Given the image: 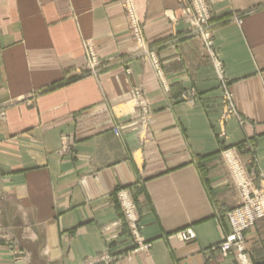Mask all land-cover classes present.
<instances>
[{
  "label": "crops",
  "instance_id": "crops-1",
  "mask_svg": "<svg viewBox=\"0 0 264 264\" xmlns=\"http://www.w3.org/2000/svg\"><path fill=\"white\" fill-rule=\"evenodd\" d=\"M205 2L208 46L178 0H129L142 44L125 0H0V264H236L227 214L264 183V0ZM245 237L264 264V218Z\"/></svg>",
  "mask_w": 264,
  "mask_h": 264
},
{
  "label": "built area",
  "instance_id": "built-area-1",
  "mask_svg": "<svg viewBox=\"0 0 264 264\" xmlns=\"http://www.w3.org/2000/svg\"><path fill=\"white\" fill-rule=\"evenodd\" d=\"M178 3L182 7L184 21L193 29L192 33L204 40L208 46L211 39L209 32L210 16L204 0H178ZM125 7L128 10L133 37L137 43L142 44L144 40L143 32L129 0H125ZM86 56L91 69H96L99 63L92 48L87 47ZM150 58L155 60L152 54H150ZM155 64L157 63L155 62ZM136 96L138 99L141 98L139 92H136ZM240 188L242 196L241 206L228 215L232 233L219 246V249L224 254L233 256L236 264H253L244 246V233L264 218V187L259 189L251 188L248 184L241 183ZM124 208L127 221L135 223L134 235L139 243L141 237L139 231H136L138 219L134 214V207L127 204ZM194 239L195 235L191 231H186L182 234V240L185 242Z\"/></svg>",
  "mask_w": 264,
  "mask_h": 264
},
{
  "label": "rangeland",
  "instance_id": "rangeland-1",
  "mask_svg": "<svg viewBox=\"0 0 264 264\" xmlns=\"http://www.w3.org/2000/svg\"><path fill=\"white\" fill-rule=\"evenodd\" d=\"M204 2H205V0H204ZM179 4V3H178ZM205 6H206V9L208 10V8H207V5H206V2H205ZM181 8V11H182V7H180ZM182 20H184L183 19V17H182ZM199 37V36H198ZM226 93V92H225ZM224 104H225V106L227 107V108H231V101H230V94L229 93H226L225 94V102H224ZM228 115V114H227ZM224 133V132H223ZM230 161H231V159H230ZM231 162H233V161H231ZM235 165V168L236 169H238L237 167V161L236 160H234V162H233ZM233 166V165H232ZM237 171V170H236ZM238 172V171H237ZM243 184H248V183H246V182H243ZM251 188H252V185H250V184H248ZM239 187H240V185H239ZM262 187H264V183L263 184H261L260 186H258V187H254V188H257V189H259V188H262ZM240 190H241V188H240ZM240 196H241V191H240ZM241 201H242V196H241ZM117 202H118V204H119V207H120V209H121V212H122V218H123V214H124V218L126 219L125 220V222H126V225H127V227H128V229H129V231L131 232V234H132V236H133V239H134V242L135 243H137V245H139V247H141V248H144V247H147L148 248V246H146L145 244H144V242H143V239H142V235H141V231H142V225H141V222L138 220V222L136 223V231H139V233H140V242L138 243V241L136 240V238H135V235H134V229H135V223L134 222H132V221H127V218H126V215H125V208H123V194H119V196L117 197ZM241 206V205H240ZM239 206V207H240ZM238 207V208H239ZM238 208H236V209H238ZM236 209H234V210H236ZM234 210H232L231 212H233ZM231 212H229L228 214H227V219H228V215L231 213ZM134 214L136 215V208L134 209ZM136 217H137V215H136ZM138 219V218H137ZM262 220V219H261ZM228 222H229V220H228ZM229 225H230V222H229ZM230 228H231V225H230ZM250 230V229H249ZM249 230H247L246 232H248ZM246 232L244 233V246H245V244H246V237H245V234H246ZM231 233H232V228H231ZM230 233V234H231ZM229 236V235H228ZM7 242H9V236H8V234L5 232V230L0 226V245H3V243H7ZM185 242V241H184ZM225 242V241H224ZM100 261L101 262H105V263H107V262H112V261H114L112 258H109V257H107L106 259L103 257V258H100ZM89 264H92V263H89ZM94 264V263H93Z\"/></svg>",
  "mask_w": 264,
  "mask_h": 264
},
{
  "label": "bare ground",
  "instance_id": "bare-ground-1",
  "mask_svg": "<svg viewBox=\"0 0 264 264\" xmlns=\"http://www.w3.org/2000/svg\"><path fill=\"white\" fill-rule=\"evenodd\" d=\"M209 10V9H208Z\"/></svg>",
  "mask_w": 264,
  "mask_h": 264
}]
</instances>
